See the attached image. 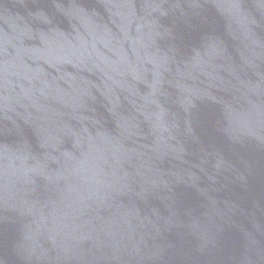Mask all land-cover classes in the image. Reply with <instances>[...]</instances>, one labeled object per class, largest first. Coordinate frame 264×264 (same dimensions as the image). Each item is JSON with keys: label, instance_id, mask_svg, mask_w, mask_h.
<instances>
[{"label": "water", "instance_id": "95a60500", "mask_svg": "<svg viewBox=\"0 0 264 264\" xmlns=\"http://www.w3.org/2000/svg\"><path fill=\"white\" fill-rule=\"evenodd\" d=\"M0 264H264V0H0Z\"/></svg>", "mask_w": 264, "mask_h": 264}]
</instances>
